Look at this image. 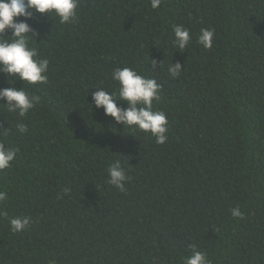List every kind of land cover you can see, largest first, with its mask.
<instances>
[{
    "label": "trees",
    "instance_id": "16d2710c",
    "mask_svg": "<svg viewBox=\"0 0 264 264\" xmlns=\"http://www.w3.org/2000/svg\"><path fill=\"white\" fill-rule=\"evenodd\" d=\"M26 22L48 81L0 73V89L41 99L23 117L0 104V144L18 149L0 171V264H184L192 245L211 264H264V0H79L72 23ZM173 26L190 30L186 49ZM118 67L161 85L164 144L88 104L96 88L118 92ZM117 160L124 192L107 183ZM16 217L29 218L22 232Z\"/></svg>",
    "mask_w": 264,
    "mask_h": 264
},
{
    "label": "clouds",
    "instance_id": "9594fccd",
    "mask_svg": "<svg viewBox=\"0 0 264 264\" xmlns=\"http://www.w3.org/2000/svg\"><path fill=\"white\" fill-rule=\"evenodd\" d=\"M161 0H150L153 9L160 7ZM79 0H0V73L7 74V78L27 82L28 84H43L48 81L49 60L39 58L35 47H30V38L37 42L35 33L26 22L33 17L34 12L52 15L58 18L60 24L72 23L77 19ZM24 17V20L18 18ZM11 29V39H4L6 30ZM174 47L184 50L191 40L190 30L183 26H173ZM32 32L33 35H29ZM214 30L201 29L198 43L204 49L213 46ZM154 61V60H153ZM156 62L154 61L153 65ZM181 64H170L168 71L172 77L179 76ZM112 79L118 82V92H108L102 88H96L92 93V102L88 104L91 109L102 108L106 116L112 117L116 125L122 124L131 131L137 129L151 133L157 144H164L168 137V118L162 110H153V101H158L161 85L153 78L139 74L130 67L116 68L112 72ZM0 103L7 106L9 112L25 116L29 110L40 104L38 95L24 87L17 90L15 87L0 89ZM117 101L126 102L127 107H118ZM20 133L28 131L23 123L16 124ZM18 149L5 147L0 144V171L10 168ZM107 183L121 192L126 191L125 182L128 177L119 160L107 169ZM7 198V193L0 190V201ZM0 215L7 216L0 211ZM232 216L243 218L240 209L233 208ZM10 228L13 232H22L29 224V218H11ZM192 248V255L184 258V264H211L205 253Z\"/></svg>",
    "mask_w": 264,
    "mask_h": 264
}]
</instances>
